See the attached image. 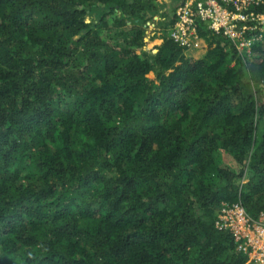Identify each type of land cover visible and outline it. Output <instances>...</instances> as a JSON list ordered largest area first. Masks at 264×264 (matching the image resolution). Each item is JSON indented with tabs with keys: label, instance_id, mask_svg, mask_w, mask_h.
<instances>
[{
	"label": "trees",
	"instance_id": "1",
	"mask_svg": "<svg viewBox=\"0 0 264 264\" xmlns=\"http://www.w3.org/2000/svg\"><path fill=\"white\" fill-rule=\"evenodd\" d=\"M173 23L163 0H0V264H246L215 220L264 211V39L241 57L199 23L200 53Z\"/></svg>",
	"mask_w": 264,
	"mask_h": 264
},
{
	"label": "built area",
	"instance_id": "2",
	"mask_svg": "<svg viewBox=\"0 0 264 264\" xmlns=\"http://www.w3.org/2000/svg\"><path fill=\"white\" fill-rule=\"evenodd\" d=\"M262 7L264 0H178L170 36L183 47L205 51L207 44L198 32L203 23L226 36L237 56L249 57L264 39ZM146 26H151L149 21ZM215 225L233 234L238 249L248 256L246 264H264V211L252 218L240 200L222 202Z\"/></svg>",
	"mask_w": 264,
	"mask_h": 264
},
{
	"label": "rangeland",
	"instance_id": "3",
	"mask_svg": "<svg viewBox=\"0 0 264 264\" xmlns=\"http://www.w3.org/2000/svg\"><path fill=\"white\" fill-rule=\"evenodd\" d=\"M165 1V9L169 12L170 14V18L172 17L173 15V12H174V9L178 3V0H163ZM151 26L148 27V34L149 35H154V34H160L161 32V28L159 27V16L158 15H155L153 19L149 20ZM148 23V22H147ZM153 25V27H152ZM201 53V51H200ZM203 53V52H202Z\"/></svg>",
	"mask_w": 264,
	"mask_h": 264
}]
</instances>
